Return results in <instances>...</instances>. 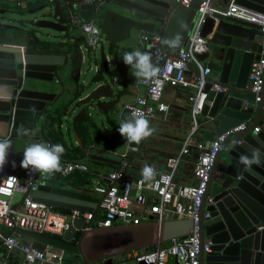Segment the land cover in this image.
Instances as JSON below:
<instances>
[{"label": "water", "instance_id": "water-1", "mask_svg": "<svg viewBox=\"0 0 264 264\" xmlns=\"http://www.w3.org/2000/svg\"><path fill=\"white\" fill-rule=\"evenodd\" d=\"M106 2H109L110 6L104 10L99 27L108 45L114 46L128 39L132 31L136 32L138 38L159 33L162 36L161 48L173 53L187 49L188 37L201 0H191L188 7L178 4L175 0ZM235 3L264 14V0H235ZM226 4L224 3V8L219 9L226 11ZM40 10L48 13L50 19L35 20L33 17L18 26L0 22V87L5 89L6 93L0 94V102L7 104L6 108L0 110V122H13L17 110L32 111L39 116L38 113L51 109L56 104L64 90L60 68L66 64L65 55L30 51L32 48L24 34L35 28V36L40 39L37 35L38 29L66 32L68 0H54L52 5H41L24 12L34 15ZM7 12L11 10L0 8V15ZM214 15L218 21L207 17L202 28V36H211V50L201 58L204 63L213 55L219 63V73L217 79L207 78L205 89L208 90L212 84H217L224 87V92L208 91L201 115L218 123L215 136L241 123L245 124V129L229 137L215 157L207 192L200 208L201 243L209 240L211 250L200 254L199 264H264V85L261 101L257 106L254 109L243 107L245 101L252 102L254 99L250 92L249 73L252 62L264 55V34L258 22L236 16ZM176 37H179L178 42L175 45L170 44ZM71 40L82 42L84 37L71 36ZM130 48L143 51L140 43ZM99 52L103 71L108 74L104 44L99 47ZM114 61L125 77L131 69L130 66L126 65L123 59ZM159 65L160 63L155 65L157 69ZM80 69L81 62L70 74L76 84L79 81ZM101 80L91 81L96 86L77 99L76 106L90 105L108 117L118 101L120 92L115 90L112 81L108 84L101 83ZM50 85H59L61 91L58 93L47 89ZM68 110L67 107L66 112ZM118 111L119 109L116 111L117 116ZM253 112L254 118L249 122ZM80 117H89L85 107L79 109L72 122ZM258 126L260 129L255 132L254 128ZM74 138L77 144H80L75 133ZM101 138L106 137L102 135ZM112 142L115 145L122 143L119 132ZM221 152H224V158L220 157ZM133 155L131 152L129 160ZM245 158L247 163L244 162ZM89 161L94 166L109 169H118L120 164L119 160L109 157L106 153L98 155L94 152L90 154ZM212 185L217 192L210 197L209 188ZM32 195L36 200L56 209L91 212L99 205V199L87 194L85 188L80 190L69 185L55 186L49 180H41ZM209 197L211 203L206 205ZM203 212H209V217L202 218ZM85 225L88 223L85 224L83 219L68 222L62 238L22 232L33 240V247L43 249L44 244H49L80 257L84 264L114 253L153 245L156 235L153 222L131 226L136 227L140 235L132 238L127 245H117L111 244L113 239L109 238L106 231L110 228L92 229L84 233L81 229ZM190 226L189 220L165 221L161 237L163 240H170L184 236L189 232ZM97 231L107 234L103 245L96 251L89 250V247L86 252L83 249L85 234L90 233L88 237L91 240Z\"/></svg>", "mask_w": 264, "mask_h": 264}, {"label": "built area", "instance_id": "built-area-1", "mask_svg": "<svg viewBox=\"0 0 264 264\" xmlns=\"http://www.w3.org/2000/svg\"><path fill=\"white\" fill-rule=\"evenodd\" d=\"M54 0H49L53 2ZM178 4L188 7L191 0H175ZM106 0H68V29L78 28L84 37L85 49L94 51L106 42L100 32L98 19L99 9ZM21 8L26 2H17ZM78 6H87L91 9V18H82ZM224 5H217L213 0H201L192 23L189 44L186 50L169 53L161 48L162 36L153 33L150 37L141 36L139 43L143 51L151 53L152 63H160L157 73L148 79L135 80L131 85L135 91L134 99L119 108L118 117L130 116L133 112L153 120L158 114L168 113L170 106L163 100L166 88L186 90V100L190 107L191 127L182 141L176 154H164L155 150H146L139 144H129L126 151L118 153L110 149L99 148L94 144L88 146L82 159L61 158V171L55 174L67 178L73 172L89 173L90 183H94L93 192L97 194L99 205L94 211L83 212L68 210L61 212L56 208L38 201L32 195L41 182L38 171L25 169L23 172L8 174L0 180V264H67V252L44 244L43 249L32 246L33 240L22 231L36 233L44 236L62 238L67 229L68 222L83 219L85 225L81 231L84 233L92 229H105L116 226H136L146 224L151 217L155 227L154 248L144 253H128L127 258L133 259L137 264H168V259H174L176 264H199L202 252L211 250V242L200 239V208L206 195L210 174L216 155L222 144L237 132L245 129V124L229 129L215 136L209 143L195 142L191 136L198 129V119L202 112L208 91L224 92V87L212 84L205 89L207 78L212 72L211 61L208 57L202 62V56L210 52V35L202 36V28L207 17L214 18V14L221 16H236L258 22L264 34V14L247 9L227 0L226 11ZM48 8L45 9L47 11ZM100 22V21H99ZM80 62H83V49L78 46ZM107 66H109V57ZM96 72H99L96 68ZM249 80L250 92L254 95L252 102L245 101L244 108L254 107L261 101V90L264 85V55L252 62ZM113 84L117 80L113 78ZM123 89L124 87L121 86ZM143 90V94H141ZM264 116V112H263ZM44 116H40L43 120ZM260 126L255 127L258 132ZM50 143L49 140L46 141ZM51 144V143H50ZM193 147L196 152L191 162L195 183L181 184L175 180L180 165ZM145 153L162 160L164 168H152L154 177L145 180L143 168H138L129 160L128 151ZM108 154L109 157L119 160L118 169H110L104 173L93 172L86 160L92 153ZM136 168V169H135ZM132 169L131 171H128ZM133 171V172H132ZM88 183V182H87ZM86 183V184H87ZM16 192L23 196L17 203H13ZM211 203L209 197L206 205ZM173 215L177 219L189 220V232L180 237L169 240L168 245H162V227L167 216ZM209 212H203L202 218H208ZM94 224V225H93ZM80 234V232H79ZM126 262V261H125ZM123 262V263H125ZM70 264V263H68ZM72 264H74L72 262Z\"/></svg>", "mask_w": 264, "mask_h": 264}, {"label": "rangeland", "instance_id": "rangeland-1", "mask_svg": "<svg viewBox=\"0 0 264 264\" xmlns=\"http://www.w3.org/2000/svg\"><path fill=\"white\" fill-rule=\"evenodd\" d=\"M105 6H110V3L106 2ZM103 10H104V7H103V9H102V7L99 9L98 19L96 21L97 24H100L99 21H101V19H102ZM89 14L90 15L88 18H91V15H92L91 9H90ZM33 17H35V20H37V19H44V20L50 19V15L48 13H44L42 10L38 11L34 15H28L26 12L21 13L19 11H15L14 9H12L11 12H7L5 14L0 15V22L4 23V24H8V25L18 26L19 24H22V22H24L26 19H32ZM37 35L41 40H47V41H51V42H65L68 40V38H70V36L79 37L82 34L78 28H71V29H68L66 32H63V33H59L57 31L49 30V29H38ZM103 38L105 40V36ZM138 43H139V38H138L136 32L132 31L131 36L128 39H125V40L118 42L117 45H118V47H122V46H126V45L127 46L130 45L131 47L132 46L136 47L138 45ZM104 46H105V54H107L109 57V66H108L109 73L108 74H105L103 71L102 62L100 59L99 47H97L94 51H87L85 49L84 41L80 42V47L83 49L84 60H83V62H81L78 87L80 88L82 94L86 95L96 86L95 83L91 82V79L94 75H97V73H99L102 76L101 83L104 82V83L111 84L112 79L115 78L117 80V83H116V85H113V87L115 88V90L117 92H120L118 101H117L116 105L114 106L113 110L111 112H109V116H108L109 119L106 115L99 113L97 111V109L92 108L90 105L87 106V105L80 104V105L76 106L77 101H73L69 107L68 112H66V114L61 116V118L59 120L60 121L59 131H60L61 135L63 136V138L65 139V141L67 142L68 145H72L75 143L74 132H73V127H72V119L81 107H85L87 113H89V117L95 123L96 127L100 131V133H98V136L100 138H98V137H96L90 133V135L88 136V140H89L88 142L90 144L96 145L97 147H103L104 143H103V140L101 138L102 135L107 137L108 139H111V137L115 133L118 132V128H119V124L121 123V120L118 118L116 111L121 106L126 104L133 96V93L131 94L128 90H126V89L122 90L121 86H123L124 82H125L126 86H127V83L129 86L130 80H132L134 77V75H132V73L134 72V69L131 68L128 71L127 75L124 77L121 73L120 67L114 61L111 54H109L108 44L106 42H104ZM210 50H211V48H210ZM73 67L74 66H73L72 62L68 61V63L66 62V64H64L60 68L61 73L64 76V78L68 77V83H69V78L71 77L70 74L73 71ZM96 68H98L99 72H96ZM64 94L66 95V97H68V99L70 98V96H71L70 95L71 94V85L66 83ZM161 118H160V115L158 114L155 118H153V120L149 121L150 127H152L154 129V131H153L151 136H149L146 139H143L141 141V142H144L145 145L146 144L154 145L152 142V139H154V138L159 139L157 137V134H159L160 128L164 124V121L160 120ZM197 118L200 121L202 119V116H197ZM174 136L176 138L171 137V138L166 139L171 144L175 140V142H173V144H172L173 147H175V145L178 143V140L181 137V132L178 131L177 133L174 134ZM121 140H122V143L120 145H115V147H114L115 148L114 150H116L118 153L126 151V149L129 146V143L125 140L124 137L121 136ZM132 144H135V143H132ZM130 153H131V151L129 150L128 156L130 155ZM220 157L224 158V152H221ZM134 159H137V156H134L133 160ZM93 167L94 166H92V168ZM94 168H97V167H94ZM131 170L132 169H129L128 171H131ZM98 171L102 172L103 169L98 168ZM42 177L43 178H49V180L55 186H61V187L68 186V185H66V184H68L67 179L64 177H58L55 173L51 174V175L42 174ZM93 185H95V184L90 183V181H88V183L86 185H84L85 192L87 194L92 195V196H97V194H95L93 192V187H94ZM22 196H23L22 193L16 192L13 196V203H17L21 199ZM99 231L94 233L95 235L92 236L91 240L88 237L90 233L85 234V238H83V243H84L83 249L86 252H88L89 250L96 251V249L98 247L100 248L103 245L102 243L104 241V237H106L107 234H105L103 232H99ZM106 231L108 232L109 238L113 239V241H111V244L117 243V245H127L130 243L132 238L133 239L137 238L140 235V234H138L136 227H131V226H116V227L110 228ZM106 245H108V244H105V246ZM89 247H90V249L88 250ZM152 248H154V246L150 245V246H144V247L136 248V249H132V250L122 251L119 253H114L113 255L104 257L101 260H99V259L98 260H91V261H89V264H137L133 259L127 258L128 253H130V254L133 252L144 253V252H146ZM66 255L68 256V260L66 261L67 264L68 263L72 264L73 260H74L75 264H77V263L78 264H84V261L82 259H77L73 254L67 253ZM123 262H125V263H123Z\"/></svg>", "mask_w": 264, "mask_h": 264}, {"label": "crops", "instance_id": "crops-1", "mask_svg": "<svg viewBox=\"0 0 264 264\" xmlns=\"http://www.w3.org/2000/svg\"><path fill=\"white\" fill-rule=\"evenodd\" d=\"M28 1H32V0H0V8H4L3 5H14L17 2H28ZM62 1H64V0H62ZM213 1L217 5H224V3H227V0H213ZM103 7H104V10L109 8V6H105V4L102 6V9H103ZM4 9H6V8H4ZM77 10L79 11L82 18H88L90 15L89 14L90 8L87 6H85V7L78 6ZM104 10H103V12H104ZM81 36H79V37H81ZM122 47L130 48L131 46L126 45V46H122ZM69 56H70V53H69V55H65V61L67 59V61L72 62L71 57H69ZM210 61H211L212 72H211L209 78L217 79L218 73H219V63L213 57V55L210 57ZM66 79H67V77L64 78V76H63V80H66ZM131 81L132 80H130L129 86H128V83H127V86L125 84H123V87H125L126 90H128L131 94L133 93L132 98L128 102H131L135 96V91L131 85ZM66 83H68V82H66ZM63 86H64L63 92H65L64 83H63ZM46 88L47 89L50 88V90L58 92V93L61 91V87L59 85H50L49 87H46ZM1 89H3V88L0 87V94H6L4 92L5 89H3L2 92H1ZM125 89H123V90H125ZM62 93H61V95H62ZM143 93H144L143 90H141V94H143ZM163 100L170 106V109H169L168 113H166V114H159L160 118L162 117L160 120L164 121V124L160 128L159 134H157V137L159 139H156V138L152 139V142L154 145H148V144L145 145L144 142H140L139 145L141 148H144L146 150L151 149V150H155V151H158V152H161L164 154L171 155V154H176L178 152L182 141L184 140L187 132L189 131V129L191 127V122L189 119L190 107H189V104L186 100V90H184V89L174 90L171 88H166L164 91V94H163ZM6 106H7L6 103L0 102V110L6 108ZM249 107L254 109L253 105H250ZM43 114H44V112H41V113L37 114L39 116H36L35 113L32 111L17 110L15 112L13 122L10 121L9 124L4 123V122H0V138H9L12 142V147L9 150V153L6 157V163L2 167H0V180L3 176H6L8 174H14L17 172H23L25 170V168H22L20 166V161L23 159V151H24L26 144H28L32 141L28 137L17 136L16 131H15L16 128H18L21 124H23L26 128H34L37 125H39V132H38L37 136L35 137V140L36 141H43V142H46L48 140L44 137V134L42 131L43 130L42 129L43 128V125H42L43 120H40V116ZM254 115H255V112H253V114H251V119L249 122L252 121V119L254 118ZM199 116H202V119L199 121V119L197 118L198 119V129L195 132V134L193 136H191V140L193 143H195V142L209 143L215 137V133H216V130L218 127V123L215 120L210 121L209 119H207V117H205L201 114ZM149 121H151V120H149ZM178 131L181 132V137L178 140V143H177L178 145L176 144L177 146L175 145V147H173L172 144H173V142H175V140L171 144L166 139L171 138V137L176 138L174 136V134L177 133ZM75 144H77L76 140H75ZM158 144H160V145H158ZM89 145H91V144H89ZM87 148L88 147L85 148L84 153H85ZM99 148L106 149L104 146L99 147ZM114 149L115 148L110 149V150L116 151ZM64 156L66 157L65 159H70V160L72 159L73 160V159H82L84 157V154L82 157L77 156L74 158H73V155L72 156L71 155L70 156L64 155ZM134 156H137V159L133 160ZM133 157L131 158V162L135 165L136 168H138L139 166L141 168H143L145 166H149L151 168H160V169L164 168V165L162 164V160H159V158H157L155 156H151V155H148L145 153L138 152V153H135L133 155ZM195 157H196L195 149L193 147H191L189 155L185 158L183 163L180 165L179 172L175 177V180L178 183L188 184V185L195 183V178H194L193 173H192V164H191V162L195 159ZM61 158H64V157H61ZM86 163H87V165L91 171L99 172L98 168H100V167H97V166H94L91 164L92 166L97 167V168H94V167L92 168L89 160H86ZM102 169H103L102 173L108 171V170H105L104 168H102ZM40 179L41 180H49V178H43L42 175L40 176ZM78 188L81 190L84 188V186H80ZM175 219H177V217H175L173 215H169L166 217L165 221H170V220H175ZM149 220L150 221L147 223H150L152 218L150 217ZM168 244H169V240H163L162 241V245L165 246ZM1 251L2 250L0 248V252ZM0 256H1V253H0ZM74 256L77 259H79L76 255H74ZM67 260H68V256H67ZM73 263L75 264L74 260H73ZM168 264H176V263H175L174 259L169 258Z\"/></svg>", "mask_w": 264, "mask_h": 264}, {"label": "trees", "instance_id": "trees-1", "mask_svg": "<svg viewBox=\"0 0 264 264\" xmlns=\"http://www.w3.org/2000/svg\"><path fill=\"white\" fill-rule=\"evenodd\" d=\"M26 7L21 8L20 6L14 4V5H3L4 8L19 12H24L29 9H33L36 7H39L41 5H52L49 0H32L26 2ZM35 28H32L31 30H28L25 32L24 36L26 39H28L30 43V47L34 50H37L38 52H45V53H63L64 55H69L72 60L73 64V70L76 69L79 66L80 63V56L78 53V46L80 45V42H76L75 40H71L68 38L65 42H51L47 40H41L38 39L35 36ZM17 34H19L17 32ZM127 51H133L131 48H124V47H118L117 45L111 46L108 45V52L113 56L115 60L122 59V55L124 52ZM66 62L67 59H66ZM102 76L97 73V75H94L91 79V81H98L101 80ZM66 82H68V77L66 80H63L64 85H66ZM71 85V96L68 99L65 92L62 93L56 104L51 108L47 109L44 112L43 116V134L46 139L50 141L51 144H61L63 145L65 151L62 155V157L66 158V156H72L74 157H82L84 154V150L88 145L90 144L88 141V136L90 133H92L94 136L100 138L98 136V133H100L99 129L96 127L95 123L91 121L89 117H80L76 119L75 122H72L73 132L76 134L78 139L80 140V144H72L68 145L63 136L61 135L59 128H60V118L66 113L67 107L69 108L71 103L73 101H76L80 97L83 96L80 88L78 87V83H74V81L69 78V83ZM125 84V82L123 83ZM126 85V84H125ZM124 85V86H125ZM125 89V87H124ZM189 119L191 122V116H190V110H189ZM116 136V133L111 137V139H108L107 137L103 140L104 147L106 149H113L115 147V144L112 142L113 138ZM156 140V139H155ZM160 145V144H158ZM67 185H70L71 187H80L84 186L90 179L91 175L89 173H82V172H73L70 176L67 178ZM61 212H67L68 210L65 209H56ZM163 240V239H162ZM103 259V258H101ZM99 259V260H101ZM98 260V259H97Z\"/></svg>", "mask_w": 264, "mask_h": 264}, {"label": "clouds", "instance_id": "clouds-1", "mask_svg": "<svg viewBox=\"0 0 264 264\" xmlns=\"http://www.w3.org/2000/svg\"><path fill=\"white\" fill-rule=\"evenodd\" d=\"M179 37L172 39L169 43L175 45ZM123 62L134 69L132 75L135 80H143L153 77L157 73V68L152 63L151 53L139 49L124 52L122 55ZM17 136L28 137L32 142L26 144L23 151V159L20 166L32 171H38L44 175H51L60 172L61 157L65 151L63 145L50 144L43 141H36L35 137L39 132V125L34 128H26L21 124L15 129ZM154 129L150 127L149 120L133 112L130 116L123 118L119 124L118 132L129 143L139 144L143 139L151 136ZM12 147L9 138H0V167L6 163V157ZM244 162H248L245 158ZM154 170L145 166L143 177L150 180L154 177Z\"/></svg>", "mask_w": 264, "mask_h": 264}, {"label": "flooded vegetation", "instance_id": "flooded-vegetation-1", "mask_svg": "<svg viewBox=\"0 0 264 264\" xmlns=\"http://www.w3.org/2000/svg\"><path fill=\"white\" fill-rule=\"evenodd\" d=\"M30 51H33V52H38L37 50H34V49H29ZM58 54H62V53H58ZM113 110V109H112ZM111 110V111H112ZM105 170H109V168H104ZM209 183V182H208ZM217 190L216 188L214 187V185H212L210 188H209V193H211L209 196L211 197L212 195L216 194ZM79 259H81L80 257H78Z\"/></svg>", "mask_w": 264, "mask_h": 264}]
</instances>
